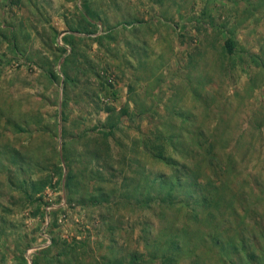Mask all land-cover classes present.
Masks as SVG:
<instances>
[{
    "label": "rangeland",
    "instance_id": "obj_1",
    "mask_svg": "<svg viewBox=\"0 0 264 264\" xmlns=\"http://www.w3.org/2000/svg\"><path fill=\"white\" fill-rule=\"evenodd\" d=\"M179 112L226 124L221 153L246 132L236 190L264 215V0H0V264H150L137 171L172 175L144 140Z\"/></svg>",
    "mask_w": 264,
    "mask_h": 264
},
{
    "label": "trees",
    "instance_id": "obj_2",
    "mask_svg": "<svg viewBox=\"0 0 264 264\" xmlns=\"http://www.w3.org/2000/svg\"><path fill=\"white\" fill-rule=\"evenodd\" d=\"M224 48L229 54H234L235 41L227 40ZM196 93L199 98L200 93ZM172 115H178L176 126L164 124L153 133V138L148 142L144 140L145 153L171 168L172 175L160 174L149 179L137 171L140 178L137 204L150 206L159 202L160 215L166 221L156 238H150L152 241L148 245L153 249L148 257L149 263L261 264L264 253L258 254V250L264 248L257 240L259 237L264 240V228L250 232L244 226L250 216L264 218V215L255 209L258 201L251 196V191L236 190L243 187L239 181L238 158L243 157L240 145L246 138V132L238 135L231 151L221 153L219 146L228 130L226 124L209 128L199 125L193 113ZM253 144L251 142L250 146ZM14 164L23 169L25 163L14 161ZM28 184L29 180L20 186L24 188ZM46 186L43 184L41 189ZM182 191V195H176ZM252 191L258 192L255 197L263 193L258 189ZM107 196L103 195V200ZM227 223L231 226L225 227ZM138 254L132 259L135 263L136 259L144 257ZM62 255L69 258L67 249L57 255L60 261ZM33 264L38 262L33 261Z\"/></svg>",
    "mask_w": 264,
    "mask_h": 264
}]
</instances>
